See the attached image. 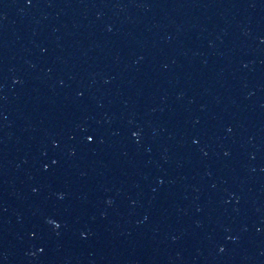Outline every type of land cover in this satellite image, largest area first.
I'll list each match as a JSON object with an SVG mask.
<instances>
[{"label": "water", "instance_id": "water-1", "mask_svg": "<svg viewBox=\"0 0 264 264\" xmlns=\"http://www.w3.org/2000/svg\"><path fill=\"white\" fill-rule=\"evenodd\" d=\"M0 264H264V0H0Z\"/></svg>", "mask_w": 264, "mask_h": 264}]
</instances>
